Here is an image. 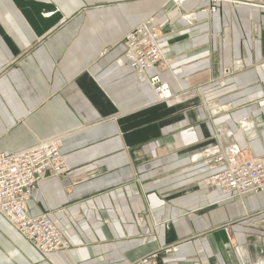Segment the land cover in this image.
Wrapping results in <instances>:
<instances>
[{
  "label": "crops",
  "instance_id": "0c3cea01",
  "mask_svg": "<svg viewBox=\"0 0 264 264\" xmlns=\"http://www.w3.org/2000/svg\"><path fill=\"white\" fill-rule=\"evenodd\" d=\"M179 3L0 0V153L63 135L68 171L43 177L29 214H49L70 244L43 256L0 213V264L156 252L162 264H264V192L203 185L217 156L264 154V8ZM150 17L163 60L147 76L168 84L165 100L124 57L125 35Z\"/></svg>",
  "mask_w": 264,
  "mask_h": 264
},
{
  "label": "built area",
  "instance_id": "2783aa9c",
  "mask_svg": "<svg viewBox=\"0 0 264 264\" xmlns=\"http://www.w3.org/2000/svg\"><path fill=\"white\" fill-rule=\"evenodd\" d=\"M200 1L205 5L199 11L209 15L216 11L221 2L264 8L261 0ZM171 2L175 9H179V0ZM181 18L187 23H193L190 14H183ZM160 28L155 18L150 17L134 26L123 39L127 64L140 80L149 84L158 100L172 96L168 84L158 75L147 76L148 70L163 60V50L159 43ZM230 73V68L224 72L226 75ZM62 140L63 135L57 134L37 139L32 145L24 148L0 153V213L45 256L48 253L62 252L69 248V245L49 214L33 216L29 214L30 201L46 174L58 176L68 171L60 151ZM213 161L220 164L203 179L205 187L217 188L225 195L238 197L246 192L254 194L264 192V154L246 158L238 150L231 149ZM257 213L250 214L249 217ZM240 221L241 219L231 221L223 228L229 232L230 226ZM173 250H176L175 246L164 248L166 253ZM158 256V252L150 254L135 264H162Z\"/></svg>",
  "mask_w": 264,
  "mask_h": 264
},
{
  "label": "rangeland",
  "instance_id": "374dc122",
  "mask_svg": "<svg viewBox=\"0 0 264 264\" xmlns=\"http://www.w3.org/2000/svg\"><path fill=\"white\" fill-rule=\"evenodd\" d=\"M262 3V2H261ZM263 5H264V3H262ZM162 28H160V33L162 32V30H161ZM162 34V33H161ZM138 77V76H137ZM155 94V93H154ZM155 97H156V95H155ZM49 138V137H48ZM43 139H45V138H43ZM36 141V140H35ZM247 158V157H246ZM208 188V187H207ZM261 213H263L264 214V212H262L261 211ZM252 218V217H251ZM230 223V222H229ZM235 224V223H234ZM237 224V223H236ZM230 230H229V232H227L226 230H225V228H224V230H225V232H226V235H227V237H228V239H230V236L232 235V232H231V226H230V228H229ZM67 240V239H66ZM67 242H68V245L70 246V244H69V241L67 240ZM68 246V247H69Z\"/></svg>",
  "mask_w": 264,
  "mask_h": 264
},
{
  "label": "bare ground",
  "instance_id": "6f19581e",
  "mask_svg": "<svg viewBox=\"0 0 264 264\" xmlns=\"http://www.w3.org/2000/svg\"><path fill=\"white\" fill-rule=\"evenodd\" d=\"M156 97H157V96H156ZM161 100H165V98H163V99H161ZM39 251H40V250H39ZM50 254H57V253H48L47 256L50 255ZM43 256H45V255H43Z\"/></svg>",
  "mask_w": 264,
  "mask_h": 264
}]
</instances>
